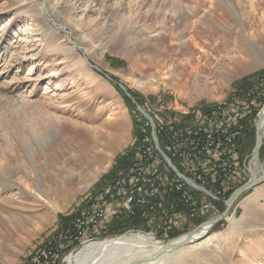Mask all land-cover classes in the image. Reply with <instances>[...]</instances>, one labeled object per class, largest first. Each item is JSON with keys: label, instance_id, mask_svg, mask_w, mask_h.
Here are the masks:
<instances>
[{"label": "rangeland", "instance_id": "374dc122", "mask_svg": "<svg viewBox=\"0 0 264 264\" xmlns=\"http://www.w3.org/2000/svg\"><path fill=\"white\" fill-rule=\"evenodd\" d=\"M226 1L236 3L47 0L46 17L39 0H0V264H71L64 257L86 241L151 234L136 215L123 229L113 227V217L122 215L115 214L121 199L101 197L119 168L128 166L120 164L128 150L135 152L133 126L142 121L137 106L148 115L154 111L165 124L193 126L197 111L238 104L243 95L244 104L225 122L257 105L250 124L254 133L246 131L247 121L236 137L240 161L246 156L236 184L247 180V168L257 166L250 157L264 106V95L257 99L264 74L244 90L234 82L264 69V0H239L243 19L238 15L237 21L217 16ZM109 57L121 61L113 65ZM84 58L100 71L85 66ZM260 126L258 156L264 161ZM228 182L225 200L236 185ZM95 201L107 207V228H87L74 238L78 212ZM170 201L171 210L184 217L182 204ZM207 203L220 208L212 198ZM229 212L207 230V239L185 246L190 252L181 251L171 264H264V181L241 193ZM232 214L235 224L226 217ZM183 222L186 231L195 227L185 217Z\"/></svg>", "mask_w": 264, "mask_h": 264}, {"label": "built area", "instance_id": "2783aa9c", "mask_svg": "<svg viewBox=\"0 0 264 264\" xmlns=\"http://www.w3.org/2000/svg\"><path fill=\"white\" fill-rule=\"evenodd\" d=\"M261 95L264 92L257 90V99ZM248 96L256 97L250 93ZM137 108L142 133L135 139L131 163L119 168L116 179L106 185L101 197L115 201L122 193L127 198L122 202V215L133 217L140 209V220L150 226L151 234H160L163 239L187 228L182 226L184 217L194 222L218 214L220 208L207 203V199L212 198L220 207L226 204L227 181L244 165L235 164L237 133L233 131L234 122H225L226 103L206 112L197 111L193 126L182 127L171 120L165 124L154 111L148 115L140 106ZM170 197L182 204L184 217L183 211L171 210L175 203ZM75 224L72 236L78 238L87 228L106 229L109 222L95 201L78 212Z\"/></svg>", "mask_w": 264, "mask_h": 264}, {"label": "bare ground", "instance_id": "6f19581e", "mask_svg": "<svg viewBox=\"0 0 264 264\" xmlns=\"http://www.w3.org/2000/svg\"><path fill=\"white\" fill-rule=\"evenodd\" d=\"M39 1L40 2L38 3L41 6L42 10L44 9L46 17L47 16L49 17L51 5L47 4V0H39ZM235 2L236 3H234V7H232L233 4L229 1H226L224 3V7L219 8L217 16L221 19H226L229 16L234 21H237L239 15L242 20L243 13L240 11V1L235 0ZM225 10L227 11V13ZM216 19L220 20L218 18ZM60 27L62 30L63 28H65L62 25H60ZM70 33L71 32L67 30L65 32L66 39L68 41L71 40ZM249 38L252 40L251 35H249ZM189 39L191 41L194 40L191 34L189 36ZM240 41H242L241 38ZM240 48L245 55L249 54L247 51L248 49L247 47L240 45ZM82 63L85 66L90 64L87 58H84ZM55 84H58V82H55ZM258 124L261 125L260 126L261 128H264V107L262 108V111L260 113ZM261 165L262 164L257 163L256 167L257 168L261 167ZM5 175L8 176V174ZM118 194L122 196H121V202L115 203V214L117 213L122 214L124 210L122 208V202L127 198H124L122 193H118ZM98 206L103 208L105 212V221H107L108 220L107 218H109L107 215V207L102 203H98ZM226 217L232 224L236 223V217H234L233 214L231 216L227 215ZM208 229H209L208 225L200 228L198 232L195 234L196 239L194 241L200 239H204V240L207 239L209 237V235L206 234ZM185 236L186 234H183L171 240L170 242L172 244H178L184 240ZM162 246H163L162 241L158 240L151 234L141 233L139 231L128 232L114 238H105L96 241H86L77 250L68 253L64 257V261L71 264H171L172 262L177 260V257L181 251H185L187 253L190 252L189 250L185 249V246L173 251L165 250L161 252ZM153 256L155 257L151 258ZM145 257H147L149 260L144 261L143 258Z\"/></svg>", "mask_w": 264, "mask_h": 264}, {"label": "water", "instance_id": "95a60500", "mask_svg": "<svg viewBox=\"0 0 264 264\" xmlns=\"http://www.w3.org/2000/svg\"><path fill=\"white\" fill-rule=\"evenodd\" d=\"M91 66L95 67L97 70L100 71V69H98L96 66L92 65L90 63ZM105 76L108 77L107 74H104ZM119 87L125 92V94L127 96H130V94L127 92V89L119 84ZM264 107V106H263ZM262 111V109H261ZM261 111H259L258 114V119L256 122V129H255V141H254V146L251 152V159L254 162H257L258 164H262L261 167H248L247 168V172H248V178L245 182H243L241 185H239L228 197L227 203L224 206V210L221 211L220 214L214 215V216H209L207 217L205 220H203L202 222H200L198 225H196L195 227H193L192 229L188 228V231H186V229H184L185 233H180L179 235L166 239V241L163 243V246L161 248V252L165 251V250H176L178 248L187 246L189 244H191L196 238H195V234L198 232V230L200 228H202L203 226L208 225L209 229L217 222L219 221L221 218H223L226 214L230 213L229 209L232 206V204L234 203V201L237 199V197L243 193L244 191H246L247 189L253 188L255 186H257L258 184L262 183L264 181V161H260L259 156H258V151H259V146L260 144H262V137H263V132H261L258 128V120L260 118V113ZM221 208V207H220ZM220 211V210H219ZM195 222V221H194ZM208 229V230H209ZM179 233V232H178ZM186 234L184 240L178 244H172L170 241L183 235ZM168 236V235H167ZM163 240V239H162ZM160 240V241H162ZM155 256L151 257L154 258ZM150 258V257H149ZM144 261L149 260L147 257L143 258Z\"/></svg>", "mask_w": 264, "mask_h": 264}, {"label": "trees", "instance_id": "16d2710c", "mask_svg": "<svg viewBox=\"0 0 264 264\" xmlns=\"http://www.w3.org/2000/svg\"><path fill=\"white\" fill-rule=\"evenodd\" d=\"M109 61H111V63L113 64V65H117L118 63H120V61L121 60H118V59H116V58H111V57H109ZM264 74V69H262V70H260V71H258V72H256V74H253V75H247V76H244V77H242V78H240V79H238L237 81H235L234 82V86H236V87H238L240 90H244L245 88H246V86H248L250 83H251V80L253 79V78H256V77H258V76H260V75H263ZM239 90V91H240ZM131 91V90H130ZM242 92H244V91H242ZM241 92V93H242ZM131 93H132V95L135 97V99L137 100V102L138 101H141V98H140V96L138 95V94H136V92L135 91H131ZM241 97H237V99H239V103H242V104H244L243 103V101L241 100L242 99V96L243 95H240ZM128 99V98H127ZM263 102H264V99H263ZM140 103V102H139ZM238 103V104H239ZM252 102H248V103H246V104H251ZM238 104H236V102H232V101H230V102H226V114L229 116L230 115V110L231 109H238ZM246 107V109L247 110H249V108H247V106H245ZM252 109H251V111H248L249 113H245L243 116L242 115H239L235 120V122H234V124H233V131L235 132V133H237L236 134V137H239L240 136V131H241V129H242V127L245 125V123L247 122V121H249V124L247 125V130L246 131H248V133L249 134H253L254 133V130L252 129L251 130V126H250V124H251V122H252V119L254 118V116L256 115V113H257V111H256V107H257V105L256 106H250ZM225 114V115H226ZM135 123V122H134ZM133 129H134V135L136 136V138H139V136H140V134L142 133V130L140 129V125H137L136 124V126H133ZM254 140V139H253ZM240 140H239V138L237 139V142H239ZM134 149V148H133ZM132 148H130L129 150H128V152H127V157H128V159L124 162V161H120V164L121 163H126L125 165H130V163H131V157L134 155V153L131 155V151L133 150ZM261 155H263V153H262V149H260V156ZM130 157V158H129ZM117 158H119V157H117ZM247 176H248V172H246L245 173V175H244V178L246 179L247 178ZM244 182V180H242L239 184H237L236 186H234V188H233V190H235L239 185H241L242 183ZM232 192V190H230L229 191V193H231ZM224 210V207H221L220 208V211H223ZM140 213H139V211L137 212V214H136V216H137V219L139 218L140 219V215H139ZM135 219H136V217L135 218H132L131 219V217H118V216H114L113 217V219L111 220V223H112V226L113 227H116V229H123L124 227H126V225L128 224V223H130V222H134L135 221ZM203 220H197V221H195V223H194V225L196 226V225H198L200 222H202ZM223 223V222H222ZM117 231V230H116ZM181 232H179V233H172V234H169L168 235V238H171V237H175V236H177V235H179ZM167 238V237H166ZM167 238V239H168ZM70 246H71V244H70ZM67 250V249H66Z\"/></svg>", "mask_w": 264, "mask_h": 264}, {"label": "crops", "instance_id": "0c3cea01", "mask_svg": "<svg viewBox=\"0 0 264 264\" xmlns=\"http://www.w3.org/2000/svg\"><path fill=\"white\" fill-rule=\"evenodd\" d=\"M240 150L238 149V152H237V155H238V158L236 157V162H235V164L236 165H240V164H243L245 161L244 160H246V156H244L243 157V159L241 160L242 161V163H241V161H240V158H239V155H240ZM239 170V169H238ZM243 177V175H242V171L240 172V171H235L234 172V174H233V176H231V178L230 179H228V181L229 182H232L233 184H236L237 182H239V179L240 178H242ZM234 179H236V180H234ZM228 182V183H229ZM237 185V184H236ZM236 185H234V186H236ZM167 198H168V196H167ZM174 198V197H173ZM137 211H139L140 212V209H138ZM234 211L236 212V208H234ZM237 211H239V210H237ZM116 216V215H115ZM121 216H123V217H130V216H128L127 214H124V215H120L119 217H121ZM143 226H145V225H143ZM162 238V237H161Z\"/></svg>", "mask_w": 264, "mask_h": 264}]
</instances>
